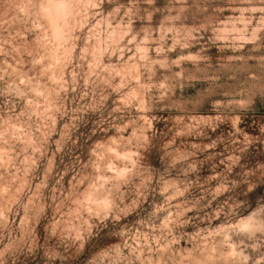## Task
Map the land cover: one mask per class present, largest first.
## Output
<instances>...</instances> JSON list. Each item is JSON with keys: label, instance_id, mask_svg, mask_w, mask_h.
<instances>
[{"label": "clouds", "instance_id": "1", "mask_svg": "<svg viewBox=\"0 0 264 264\" xmlns=\"http://www.w3.org/2000/svg\"><path fill=\"white\" fill-rule=\"evenodd\" d=\"M157 2L0 0V264H264V0Z\"/></svg>", "mask_w": 264, "mask_h": 264}, {"label": "rangeland", "instance_id": "2", "mask_svg": "<svg viewBox=\"0 0 264 264\" xmlns=\"http://www.w3.org/2000/svg\"><path fill=\"white\" fill-rule=\"evenodd\" d=\"M163 4H164V0H158L156 6H157V7H162ZM142 7H146V5H145V6H142ZM158 19H159V16H158V14H157V15L154 16V21H156V20H158ZM136 27L139 28L140 25L137 24ZM64 123H65V121H58V122H57V125H56V128H57V129L62 128L63 125H64ZM91 130H92V124H91V123H89L87 127L81 126V127L79 128V131H78L77 133L74 134V138H75L76 135H80V136L82 137V141H83V139H86L88 136L91 135ZM56 138H58L57 135H56V133H53V139H56ZM98 138H99V135H97V136H93L91 139H92V140H96V139H98ZM89 143H91V141H89ZM86 146H87V145L81 143V147L86 148ZM71 163H72V162H71L70 160H67V159L63 161V164H64L65 166H68V167L71 166ZM52 167H53L52 176H53L54 179H58L59 177H56V176H55V170H56L57 168L60 167V162L57 161L55 164L52 165ZM53 182H54V180H53Z\"/></svg>", "mask_w": 264, "mask_h": 264}]
</instances>
